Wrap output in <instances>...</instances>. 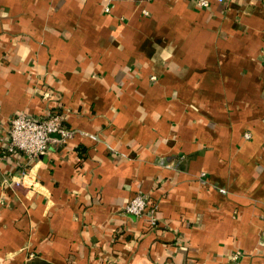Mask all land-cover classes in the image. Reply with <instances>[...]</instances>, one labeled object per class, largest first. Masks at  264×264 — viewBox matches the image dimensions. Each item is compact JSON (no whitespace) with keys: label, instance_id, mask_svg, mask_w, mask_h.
<instances>
[{"label":"crops","instance_id":"1","mask_svg":"<svg viewBox=\"0 0 264 264\" xmlns=\"http://www.w3.org/2000/svg\"><path fill=\"white\" fill-rule=\"evenodd\" d=\"M208 1L0 0V150L16 113L73 130L21 186L0 157V264H264V0Z\"/></svg>","mask_w":264,"mask_h":264},{"label":"built area","instance_id":"2","mask_svg":"<svg viewBox=\"0 0 264 264\" xmlns=\"http://www.w3.org/2000/svg\"><path fill=\"white\" fill-rule=\"evenodd\" d=\"M195 1L200 6L209 4L208 0ZM49 95L48 91H44L42 97L47 99ZM72 134L73 130L66 126L64 114L60 107H46L45 111L37 116L24 113L11 115L8 120L7 135L2 139L3 146L0 150V157L9 155L15 157L16 154H19L25 160L24 164H22L23 169L20 171L22 176L18 179H13L11 184L21 186L24 177H32L29 163L33 160H38L40 155L45 153L54 143L61 144L71 137ZM244 136L249 137V132L244 133ZM181 157L168 156L166 165L175 167ZM123 210L125 213L137 217L145 216L150 225H154L157 222V206L155 203L150 202L148 195L144 193H136L124 204ZM243 254L241 250L233 251L229 255L227 263L237 262Z\"/></svg>","mask_w":264,"mask_h":264},{"label":"trees","instance_id":"3","mask_svg":"<svg viewBox=\"0 0 264 264\" xmlns=\"http://www.w3.org/2000/svg\"><path fill=\"white\" fill-rule=\"evenodd\" d=\"M28 264H50V263L46 262L45 260L36 259V260L30 261Z\"/></svg>","mask_w":264,"mask_h":264}]
</instances>
